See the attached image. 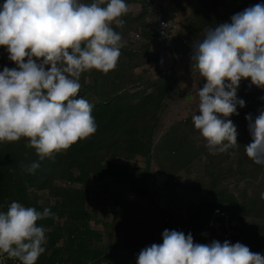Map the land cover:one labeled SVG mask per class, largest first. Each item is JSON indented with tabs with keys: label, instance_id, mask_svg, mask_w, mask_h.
<instances>
[{
	"label": "clouds",
	"instance_id": "clouds-1",
	"mask_svg": "<svg viewBox=\"0 0 264 264\" xmlns=\"http://www.w3.org/2000/svg\"><path fill=\"white\" fill-rule=\"evenodd\" d=\"M130 11L126 0H4L0 5V46L16 64L0 71V142L27 139L38 160L22 164L23 172L34 175L42 161L96 133L94 105L76 98L81 76L117 67L124 41L113 24L122 29ZM191 60L206 81L192 123L210 154L228 153L239 146L237 126L228 117L239 115L238 105L245 107L237 95L241 80L250 78L264 88V4L207 28L193 43ZM245 119L252 138L244 146L246 155L264 166V110ZM54 217L48 207L38 211L17 201L0 211V264L4 254L37 264L47 242L46 229L37 222ZM162 240L141 249L136 264H264V254L240 242L194 243L191 233L168 229Z\"/></svg>",
	"mask_w": 264,
	"mask_h": 264
},
{
	"label": "trees",
	"instance_id": "trees-1",
	"mask_svg": "<svg viewBox=\"0 0 264 264\" xmlns=\"http://www.w3.org/2000/svg\"><path fill=\"white\" fill-rule=\"evenodd\" d=\"M126 2L131 11L123 17L124 27L116 28L113 24L124 41L117 67L106 74L95 69L83 73L82 87L76 97H83L94 105L96 133L56 153L54 159L42 161L34 175L21 170L22 164L38 160L35 150L27 147L26 138L0 142V211L6 212L10 203L17 201L38 211L48 207L55 213L54 218L37 222L46 229V250L51 249L49 254L45 252L38 258L37 264H87L90 261L99 264L102 256L109 254L102 246L95 245L102 234L91 225L92 214L87 201L99 192L98 181L118 180L115 161L121 154L145 162L142 171L128 175V182L134 194L147 195L151 191L150 167L157 146L159 163L164 165L167 161L169 167L176 170L196 159L201 161L204 155L203 177H209L206 182L201 178L195 183L197 189L207 185L203 198L186 204L166 205L158 210L186 208L193 217H202L215 204H225L242 220V229L251 247L264 254V200L260 198V193L264 192V166L255 164L244 148L252 142L245 117L250 113L254 119L259 110H264V88L252 85L250 78L241 80L237 95L245 101V107L238 105L239 115L228 117L237 126L239 146L228 153L210 154L206 140L201 146L197 144L195 134L199 131L194 128L191 117L199 114L198 109L169 128L158 142L154 137L160 112L167 105L169 95L179 87L175 68L178 60L187 61L188 68L195 70L191 60L192 45L203 39L205 30L230 22L234 14L255 4H264V0H160L162 12L172 19L188 8L181 19L182 27L173 38V63L166 69L161 67V58L162 47L167 43L159 39L158 32L147 19L146 0L135 7L132 4L140 0ZM3 3L4 0H0V5ZM8 55L6 48L0 46L2 70L16 67ZM204 83L203 79L199 87ZM233 151L239 158L238 171L248 175L256 189L242 202L219 185L222 162L233 156L230 154ZM42 189L49 191L46 201H40L36 193ZM61 239L63 244H59Z\"/></svg>",
	"mask_w": 264,
	"mask_h": 264
},
{
	"label": "rangeland",
	"instance_id": "rangeland-1",
	"mask_svg": "<svg viewBox=\"0 0 264 264\" xmlns=\"http://www.w3.org/2000/svg\"><path fill=\"white\" fill-rule=\"evenodd\" d=\"M152 1L157 4L160 2V0ZM139 5H141V0L132 4L133 7ZM187 12L188 8L179 13L175 19L171 18L175 23L176 33L181 29V19ZM133 36L137 37V34L134 33ZM162 49L161 67L166 69L173 63V44H167ZM188 65L189 63L183 60H178L175 65L179 87L169 95L167 105L160 112L159 125L154 135L156 142L169 128L182 122L198 109V90L203 78L197 70L188 68ZM0 71L3 70L0 69ZM188 92L192 96L190 100L188 99L190 95L186 96ZM195 138L200 146L205 141L199 132L195 134ZM159 151L156 146L149 175L154 173L157 181L151 185V191L147 195L134 194L128 182V175L142 171L145 162L135 156L127 157L121 154L116 157L115 161L118 180L98 181L99 192L93 194L87 201V208L92 214L91 225L102 234L101 239L97 240L95 245L102 246L109 254L102 256L99 264H136L141 249L153 243L163 242V229L158 210L160 207L175 203L186 204L206 196L207 185L203 184L200 189L195 188V183L201 178L204 182L209 178L208 176L203 177L204 155L201 161L196 159L194 163L176 170L175 167H169L167 161L164 165L159 163ZM238 164V155H233L222 162L223 175L219 185L233 192L239 202H242L256 189L248 179V175L238 171ZM36 193L40 196V201H46L49 191L42 189ZM50 200L53 202L54 198ZM63 243L64 240L61 239L59 244ZM50 251L49 248L45 252L49 254ZM94 262L90 261L87 264Z\"/></svg>",
	"mask_w": 264,
	"mask_h": 264
},
{
	"label": "built area",
	"instance_id": "built-area-1",
	"mask_svg": "<svg viewBox=\"0 0 264 264\" xmlns=\"http://www.w3.org/2000/svg\"><path fill=\"white\" fill-rule=\"evenodd\" d=\"M146 6L147 19L155 27L159 39L171 45L176 34L174 21L162 12L159 4L152 0H146ZM156 181L157 177L153 173L150 176V184H155ZM159 217L163 231L177 230L184 232L185 235L191 233L194 243L210 244L213 240L223 243L228 240L233 244L240 242L257 253L242 229V220L225 204H215L202 217H193L191 211L186 208L164 209L159 211ZM3 259L4 264H21L17 259H7L6 254L3 255Z\"/></svg>",
	"mask_w": 264,
	"mask_h": 264
},
{
	"label": "water",
	"instance_id": "water-1",
	"mask_svg": "<svg viewBox=\"0 0 264 264\" xmlns=\"http://www.w3.org/2000/svg\"><path fill=\"white\" fill-rule=\"evenodd\" d=\"M189 95H190V93L188 92V93L186 94V96L189 97Z\"/></svg>",
	"mask_w": 264,
	"mask_h": 264
}]
</instances>
